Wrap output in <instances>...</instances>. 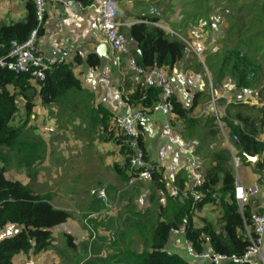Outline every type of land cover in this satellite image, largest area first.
Returning a JSON list of instances; mask_svg holds the SVG:
<instances>
[{
  "label": "trees",
  "instance_id": "16d2710c",
  "mask_svg": "<svg viewBox=\"0 0 264 264\" xmlns=\"http://www.w3.org/2000/svg\"><path fill=\"white\" fill-rule=\"evenodd\" d=\"M80 1L85 3V0ZM210 1L195 0L196 3H202V7L200 4L193 6L192 11L183 13V19L200 21L199 24L205 23L209 26L212 23V17L206 7ZM257 1L259 2V0H251L249 5H247L248 0H243V3L234 0V3L236 6H249L252 10L261 8L264 11V0L260 2L261 5L257 4ZM204 4L205 8H203ZM27 9L28 14L24 21L0 27V57L7 55L12 40L24 41L37 27L38 20L34 0H27ZM142 18L144 20L133 24L128 30V36L137 41L138 48L141 49V53L133 50L137 64L145 68L156 67L168 76L167 71H171L174 65L184 58L186 44L177 36L167 35L160 27L144 22L146 19L156 22L159 19L158 15L152 14ZM229 23L233 24H229L227 39L230 29L236 31L243 26L240 23V17L230 19ZM256 23L263 25L261 20ZM238 24L242 26H238ZM260 31L264 33L261 27ZM41 32L42 26L39 28V34ZM249 37L245 32L237 35L233 46L227 48V52L222 54L220 67L215 71V79L217 82H221L227 77L234 88L254 90L260 88L263 93L264 53L259 54L257 42ZM98 61L99 58L96 55H90L88 59L93 68L100 64ZM56 64L54 69L48 71L44 80L41 81L33 78L30 74H18L0 67V235L10 226L17 227L11 235L0 236V264H14V256L19 253L32 252L36 254L47 250L53 244V228L67 222L72 216L70 210L58 208L51 202L52 195L50 193H38L30 183L25 184L20 180L8 179L6 176L7 164L11 157L10 151L17 149V152L22 154L19 161L29 164L30 161L37 159V156H42L48 148L47 143L42 140L45 138L44 135L43 137L32 136L34 141L36 140L35 142L30 141L32 138L30 136H22L23 126L15 124V121L22 117L19 115L20 100L26 110L24 121L26 124L36 106L37 97L40 99L41 105L47 106L54 102L62 103L61 100L71 97L66 94L69 90L80 92L83 89L81 80L73 71V66L64 62ZM126 85H131L130 81H127ZM133 91L135 92L130 95L128 101L135 108H145L148 111L155 103L162 100L161 90L156 85L135 84ZM84 100L80 99V101ZM172 101L174 104L172 116L174 114L183 117L185 106L177 96H173ZM94 110L93 108L91 112H88V118L91 124L96 125L97 113ZM251 114H256V118L238 115L243 126L235 127L234 135L237 136V145L246 153L254 155L264 151V142L256 139L260 132H264V102L259 109L253 110ZM223 119L229 121L226 117ZM109 120V113L100 118L99 121L104 128L101 135L106 142L113 140L121 146L124 162L122 165L116 164L115 168L118 176L130 185L129 181L134 175L129 170V154L133 152L135 146L143 147L142 135L139 131L136 139L128 138L110 124ZM41 145L45 147L41 149ZM212 159L216 164L203 170V183L197 188L198 192L202 194L199 200L188 189H184L186 176L180 182L174 183L176 185L174 188L179 189V194L172 195L167 193L169 181L164 178L162 172L156 171L153 174L152 179L149 180L152 184L150 198L154 200L157 190L163 191L165 192V203L156 206L159 208V214L152 218L142 219L137 216V210L134 209L135 211L132 213L135 216L134 223L129 224L128 229L123 233L124 239L118 246L119 254L115 257L116 260L113 264H194L189 255L186 254V258L168 248L171 244L172 232L177 231L185 233V241L191 243L196 252L201 253L208 247H212L216 252L237 256V259L227 264H247L241 259L250 244L245 230L246 224L251 225L252 210L250 206H245L243 212L240 211L235 196L236 180L229 165L228 152L219 149L213 153ZM261 165H264V162H261ZM255 170L260 171L257 167ZM216 195L221 197L220 202L215 198ZM210 204L220 208V217L217 222H214L203 216L202 223L199 225L195 222L196 211L201 212L200 210ZM126 219L127 223H130L129 217ZM137 220H140L143 225H140ZM154 220L156 223L151 224ZM141 226L145 227L143 231L142 229L136 230ZM149 228L152 229V242L144 236ZM136 231L138 236L143 235L147 242L141 253H138V249L133 247L135 240L132 235ZM66 235L69 244H72L73 237L68 233ZM114 237L115 243H117V238ZM104 262L107 263L106 259Z\"/></svg>",
  "mask_w": 264,
  "mask_h": 264
},
{
  "label": "crops",
  "instance_id": "0c3cea01",
  "mask_svg": "<svg viewBox=\"0 0 264 264\" xmlns=\"http://www.w3.org/2000/svg\"><path fill=\"white\" fill-rule=\"evenodd\" d=\"M98 2L99 0H85V3L80 0H67L66 4L50 3L47 7L45 19L41 24L42 32L38 36L37 47L39 53L73 66L74 73L81 80L83 89L80 90V92H78V90H69L66 94L71 96L68 99H73L77 103H81L80 99H85L84 102H82L83 106L81 108L78 107V109H81L79 113L68 112L64 114V116L70 118V114L75 113L78 116L74 121L77 119L78 122L82 123L79 118L80 115L84 112H91L94 108V112L97 113L96 129L102 134L104 128L99 120L107 113H109L110 116L109 122L113 125V118L116 115L127 113L130 110H139L140 108H135L128 101L130 95L135 92L133 91L135 83L131 80V71L127 67L125 58L123 56L120 58L113 52L107 38L101 31L100 16L95 7ZM117 2L118 19L122 23L121 30L127 35L130 46L134 51H138L140 48H138L137 41L128 36V30L133 24L144 20L142 17L152 14L158 15L159 19L156 22L146 19L144 22L160 27L167 35L177 36L182 40L183 38L189 41L194 39L188 37L191 32H195L191 30L195 29L194 27H196L197 23L199 24L200 21L195 22L191 19L185 20L183 19V13L192 11L193 6L197 4L195 0H117ZM206 8L210 14L209 8ZM27 14V0H0V27L5 24L24 21ZM211 16L212 13L210 17ZM200 25L206 26L205 23ZM171 31L176 32L177 35ZM184 43L187 47L184 58L178 61L171 71H167L170 80L175 85L178 99L186 108L185 117H179L174 114L173 116H169V120L173 119V122L177 125L174 127V134L178 137L179 144L170 143L168 141V136L163 130L165 117L163 115H157L156 118H151L148 123L141 125L139 128L143 140L144 148L142 147V149L146 153L147 159L151 162H155L158 159L160 147L164 144L167 145L168 155L160 171L164 178L169 181L168 194H172L171 191L176 187L174 183L183 180L184 176L187 178L184 189H188V191L191 192L193 179L187 170V166L192 161V158L198 160L203 171L207 170L210 165L216 164L214 159H212L215 151L219 149L226 150L229 154L230 168L235 176V186L241 183L243 185L257 184L259 187V191L255 196L256 202H254L253 205L249 204L246 206H250L252 213L262 211L264 209V165H261V162H264V151L254 155L243 151V149L237 145L234 128L243 126V122L238 119L239 114L242 117L244 115L256 118V114L253 115L251 113L253 110L256 111L263 105L264 91L262 93L260 88L257 90L250 88H234L229 79H223L221 82H217L211 72V76H209L208 66L207 68L204 67V70L207 80H210V84L201 85L199 83V71L197 67L193 68L192 58L193 55L196 54L193 52L188 42L184 41ZM101 47L104 48L103 53L99 52ZM90 55H96L99 58L98 62L100 64L95 68L91 67L88 62ZM207 56L208 53L206 52L205 57ZM199 63L202 64V61ZM194 78L196 80L195 85L192 84ZM127 81H130L131 85L127 86ZM229 84L234 90H232L231 86L228 87ZM40 102V99L37 97V105L33 108L31 114L34 118L35 116L40 117L45 114L46 111L53 114V112H56L54 106L60 103L54 102L46 106L41 105ZM19 103L20 109H23L22 100H20ZM58 114L59 112L53 115L59 116ZM224 117L229 121H225L223 119ZM46 121L49 124L52 123V125H56L60 119L58 117L54 118L53 116L51 118V116H48ZM218 121L222 123V128L218 126ZM256 139L264 142V132H260L256 136ZM109 142L115 141L112 140ZM109 142L102 140L99 141V145L104 146L108 151L111 149ZM115 144L118 148L114 149L115 153L112 156L115 165H122V161L118 157V154L122 158L124 155L121 153V146L116 142ZM234 149L238 151L241 157V164L239 167H236L233 162ZM101 150L103 149H100V152H102ZM116 153L117 156L115 158L114 156ZM246 155L258 156V158L255 161H250ZM115 165L112 167L116 171L117 181L119 184H122L124 188H119L121 185H117V187L120 190L130 189L129 193H136L134 197L130 196L128 202L125 204L128 217L135 211L134 209L137 210V216L142 219L146 217H157L158 213H155L157 208L156 203H165V192L157 190L154 200L148 198L145 192L149 193L151 191L152 193V187L144 191L141 183L130 186L118 176ZM256 167L260 169L259 172L255 170ZM101 184L105 185L102 182ZM101 187L102 186L98 188ZM102 188L106 189L108 196L112 194L114 196L117 190L113 189L111 194L109 185ZM215 198L220 202V196L216 195ZM125 199L127 198H124V200ZM97 202L100 204L98 210L87 211L85 210L86 208L84 209L87 212L82 215V222L88 226L90 225V221L93 222V225L101 223L100 225L102 228L99 230L100 239L105 241L102 237L105 236V233L108 235L111 228L109 231L104 230V224L114 223L115 225H120L117 224L115 219L109 217L111 210L118 209L120 205L115 206V203H112L110 207H115L105 211V206L94 197V199H92V204L95 205ZM53 204L58 208L72 211L69 203L63 206L58 205V203ZM206 208L210 207L207 205ZM81 209L83 208L75 209V211H78V214H80L84 211ZM91 212H95L97 217L88 218V214ZM197 212H199V210H197L196 213ZM101 217L103 219H101ZM68 220L82 224L80 219L74 215ZM16 228L10 226L5 229L0 236L11 235ZM174 233L176 234L171 238V244L168 248L186 257L185 233H182V231ZM65 234L67 233H64V235ZM109 237L110 239H107L106 242L110 244L111 240L115 237L114 235H112V237L109 235ZM58 238L59 232L54 235L53 244ZM53 244L50 248H57L53 247ZM50 248L36 254L32 252L19 253L14 256V264H27L29 261L33 262V260H39L42 257L43 260H46L47 255L51 253L52 255L50 256L54 257L55 261H45L44 263L40 261V264H67L68 260L74 259L77 261L82 255L80 252L72 251L64 253L61 250H51ZM262 249L264 251V241ZM53 251L57 252L53 254ZM137 252L141 253V250ZM98 253V256H100V251ZM108 253L112 255V252ZM45 254L47 255L45 256ZM118 254L119 252L112 255L110 257L112 261L106 264H113L115 262L114 258L118 256ZM87 258L88 257L81 259L77 264H86L85 261H87ZM194 261H197L196 264H211L210 261L204 259H194ZM100 263L104 264L105 262L102 261ZM29 264H36V262Z\"/></svg>",
  "mask_w": 264,
  "mask_h": 264
},
{
  "label": "rangeland",
  "instance_id": "374dc122",
  "mask_svg": "<svg viewBox=\"0 0 264 264\" xmlns=\"http://www.w3.org/2000/svg\"><path fill=\"white\" fill-rule=\"evenodd\" d=\"M242 1L243 0H238V2ZM262 1L263 0H259V2L257 1V4H260ZM250 2L251 0H248L247 5H249ZM199 4L200 7H202V3H197L196 6ZM205 7L206 5L204 4L203 8ZM208 8L210 15L212 13V23L209 26H204L197 23V26L194 27L195 29L191 30L195 32H191L188 37L202 40L206 47L204 52V61H202L203 65L199 63L201 60L197 55H193L192 58L193 68L197 67V70L199 71V83L201 85L210 84V80H207L206 78L204 67L207 68L208 66L209 76H211L212 73L215 79V71L218 67H220L222 54L227 48L233 46V43H235L234 39L237 37V35H240V33H247V35L250 36V39H253V41L257 42L259 54L264 53V33L260 31V27L264 30V11H262L261 8L252 10L249 6H236L234 0H232V2L231 0H211L209 2ZM236 17H240V23H242L243 26L238 24V26L242 27L236 31H234L235 29H230L231 31L227 39V30L229 28V24H231L229 23L230 19ZM258 20H261L263 25L256 23ZM206 52L208 53L207 57H205ZM225 79L227 80L228 78L226 77ZM192 84H196L195 78ZM230 86L231 85L229 84L228 87ZM231 88L234 90L232 86ZM61 101V104L57 103L56 106H54L56 112H53V114H57V112H59V116H55L51 112L48 113V111H46V113L40 117L35 116L34 118L30 115V118L26 124H24L26 110L24 107L23 109H20L19 115L22 117L17 119L15 124L23 126L22 136L26 137L27 135L30 137H43L44 135L45 138L42 140L47 143L48 148L45 153L43 152L42 156H37V159L30 161L29 164L26 162L24 163V161H19V157L22 154L18 153L17 149L10 151L9 155L11 157L9 158L10 161L7 164L6 176L8 179L20 180L25 184L30 183L38 193H50L52 195L51 202L55 204L58 203L60 206H63L66 203L70 204V208L72 209V211L70 210L72 212V217L73 215L77 216L82 224L68 220L67 222L53 228V235L59 232V238L56 239L55 243L53 244V247L57 248H50L51 250H61L64 253L74 251L80 252L82 254L77 261L71 259L67 261V264H77L81 259L86 257H88L87 261H85L86 264H99L105 259L107 262H111L112 259L110 257L119 252L118 246L122 243V239H124L122 235L128 229L127 226L131 223H134L135 216L132 213L128 219L130 223H127L126 218L128 215L125 204L128 202V198L130 196L134 197L136 193H129L130 189H121L122 191L119 189L124 187L122 184L118 183L116 171L112 167L115 165L112 155L115 153L114 149L118 148L115 142H109L110 148L112 150L110 149L108 151L104 146L99 145V141L103 140V136L97 131V125L90 123L88 112H84L80 115L79 118L81 119L82 123L78 122L77 119L74 121L78 116L75 113L80 112L81 109H78V107L81 108L83 106L82 102L84 101L77 103L73 99L65 98ZM68 112L75 113L70 114V118H68L64 116V114ZM48 116H51V118L53 116L54 118L58 117L60 121L56 123V125H52V123L49 124L46 121ZM170 122L174 129V127L177 125L173 122V119H170ZM49 137L50 139H47ZM32 139L33 137L30 138V141H36ZM38 139L41 140V138ZM44 147V145H41V149ZM100 149H103L101 150L102 152H100ZM116 156L117 153L114 157L116 158ZM118 157L121 159L123 164L124 157L122 158L119 154ZM101 182L105 185H101ZM138 183L142 184L144 191H146L147 188L152 187L150 181L148 182L144 180H137L134 183H130V186L136 185ZM106 185L110 186L111 194L113 189L117 190L114 196L113 194L109 195L110 203L109 205L105 206L104 209L107 211L110 208L112 209L115 206L120 205L118 209H113L110 213L108 212L109 217L115 219L117 224L120 225H115L114 223L104 224V230L109 231L110 228L111 230L109 231L108 235L107 233L104 234L105 236L102 238L105 241H103L100 239L99 232V230L102 228L100 225L101 223L96 224L95 222L96 225H93V222L90 221V226H88L82 222V215L89 210L95 211L100 208V204L98 202L95 203V205L92 204V199H94V197L91 194V190L100 186L104 187ZM117 185H121L122 187L120 186L118 188ZM145 195L150 198L152 193L151 191L149 193L145 192ZM124 198L127 199L124 200ZM153 199H155V197ZM112 203H115L114 207H110ZM156 205L158 206V202ZM208 206L210 208H205L200 210L201 212L196 213L195 222H197L199 225L202 223L201 218L203 216L214 222H217L218 218L220 217V208L212 206V204ZM79 208H83L81 210L86 208L85 210L87 211L84 210L78 214V211L76 212L75 209ZM158 211L159 208L157 207L155 213H158ZM101 219L103 218L101 217ZM137 222L140 225H143L140 220H137ZM153 223H156V220H154L151 224ZM144 228V226H141L140 228L135 229H142L143 231ZM217 228L219 229L218 225ZM151 231L152 229L149 228L144 236L152 242ZM64 233H68L73 237L71 240L72 244H69L67 235H64ZM137 233L138 232L136 231L132 235L135 240L133 247L134 249L142 251L147 244L146 238L143 235L138 236ZM174 234L176 233L172 232V237ZM109 235L111 237L112 235L116 236L117 243H115V238H111L112 240L110 244L106 242L107 239H110ZM99 251L100 256H98ZM56 252L57 251H53V254ZM108 252H112V255H110ZM46 255L47 254H45V256ZM50 255H52V253L47 255L46 260H43L42 257L39 260H33V262L29 261L27 264L34 262H36V264H40V261H43V263L45 261H55V258ZM194 259L195 258H192L191 260H193L194 264H196L197 261H194ZM114 260H116V258H114ZM227 263L228 262H225L223 264Z\"/></svg>",
  "mask_w": 264,
  "mask_h": 264
},
{
  "label": "built area",
  "instance_id": "2783aa9c",
  "mask_svg": "<svg viewBox=\"0 0 264 264\" xmlns=\"http://www.w3.org/2000/svg\"><path fill=\"white\" fill-rule=\"evenodd\" d=\"M36 15L38 20L37 27L31 32L29 37L24 41L12 40L9 51L5 57H0V67L7 68L18 74H30L33 78L44 80L48 71L54 69L59 60L52 59L38 52L37 41L39 36V28L45 19L47 7L50 3H67V0H34ZM100 16V28L104 36L107 38L111 49L118 57L123 56L126 60L127 67L131 71V80L135 84L142 86L156 85L161 90L162 100L155 103L148 111L145 108L139 110H130L127 113L116 115L113 118V125L116 129L125 134L128 138L136 139L139 134L140 125H144L151 118L157 115L165 117L163 130L168 136L170 143L179 144L178 137L174 134V129L169 120L174 104L173 96H177L175 86L170 78L156 67H142L137 64L136 57L133 55V49L130 46L127 35L121 30L122 23L118 19V2L117 0H99L95 5ZM199 29V28H197ZM176 34V32L171 31ZM193 52L204 61L205 45L200 39L187 40ZM220 128L222 123L217 122ZM235 138L237 136L235 135ZM235 150V149H234ZM168 155L167 145L164 144L158 151V159L151 162L146 158V153L140 146H135L133 152L129 154V170L134 175L130 179V183L137 180L149 181L152 179L156 171H160L165 159ZM233 162L236 167L241 164V157L238 151H233ZM187 170L193 179L191 189L192 195L199 200L202 196L197 190L202 185L204 175L200 164L196 158L187 166ZM259 191L257 184L243 185L237 184L235 196L240 207V211L246 205H253L255 196ZM92 196L96 197L104 206L109 205V196L105 188H94L91 190ZM173 195L179 194V189L172 190ZM97 214L91 212L88 218H96ZM90 226V225H89ZM246 236L250 239V244L241 259L247 264H264V251L262 249L264 241V209L252 213L251 225L246 224ZM187 254L195 259H204L210 261L211 264H223L237 259L236 255H226L216 252L212 247H208L203 252H196L191 243L186 241Z\"/></svg>",
  "mask_w": 264,
  "mask_h": 264
},
{
  "label": "water",
  "instance_id": "95a60500",
  "mask_svg": "<svg viewBox=\"0 0 264 264\" xmlns=\"http://www.w3.org/2000/svg\"><path fill=\"white\" fill-rule=\"evenodd\" d=\"M103 47H101L100 49H99V52L100 53H103L104 51H103ZM138 52L139 53H141V49H138ZM247 156V158L250 160V161H255L257 158H258V156H249V155H246Z\"/></svg>",
  "mask_w": 264,
  "mask_h": 264
},
{
  "label": "clouds",
  "instance_id": "9594fccd",
  "mask_svg": "<svg viewBox=\"0 0 264 264\" xmlns=\"http://www.w3.org/2000/svg\"><path fill=\"white\" fill-rule=\"evenodd\" d=\"M128 40H129V39H128ZM170 115H172V114H170ZM170 115H169V116H170ZM160 170H161V169H160ZM235 188H236V187H235Z\"/></svg>",
  "mask_w": 264,
  "mask_h": 264
}]
</instances>
